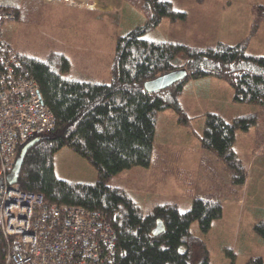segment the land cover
Here are the masks:
<instances>
[{"label":"trees","instance_id":"16d2710c","mask_svg":"<svg viewBox=\"0 0 264 264\" xmlns=\"http://www.w3.org/2000/svg\"><path fill=\"white\" fill-rule=\"evenodd\" d=\"M41 1L0 0V8L12 9L15 19L20 20L21 15H31L29 6H40ZM129 1L139 8L144 21L116 37L107 81L69 75L71 63L61 51H50L40 59L16 52L2 39L3 47L11 48L17 58L15 73L37 83L44 104L55 118L54 127L38 136L26 151L17 184L24 192L41 194L47 204L99 211L116 234L113 264H193L192 245L198 238L190 232L191 223L197 221L200 233L206 234L222 215V198L200 193L201 176L198 195L187 210L157 204L146 214L127 191L108 181L116 172L149 167L157 113L172 109L182 114L178 95L185 81L212 76L228 82L237 103L255 105L254 113L238 115L231 121L207 112L200 137L203 149L210 153L204 160L212 165L220 161L227 170L221 176L212 166L208 170L212 179L207 182L212 187L218 181H226L234 190L240 187L245 169L233 144L238 128L247 130L251 124L264 122V55L248 54L244 41L200 48L145 38L161 19H184L185 13L174 9L171 0ZM260 12L264 19L263 6ZM179 68L188 73L182 80L154 92L145 90L146 80ZM26 142L17 145L16 157ZM62 147H69L95 168L94 182H72L56 176L53 156ZM157 219L163 221L165 229L152 235ZM254 229L264 239V221L256 222ZM8 243L0 232V264L4 263ZM201 246L205 248L202 241ZM207 252L204 249V259L197 264H209ZM245 264H264V260L260 255H250Z\"/></svg>","mask_w":264,"mask_h":264},{"label":"rangeland","instance_id":"374dc122","mask_svg":"<svg viewBox=\"0 0 264 264\" xmlns=\"http://www.w3.org/2000/svg\"><path fill=\"white\" fill-rule=\"evenodd\" d=\"M42 1L43 3L30 16L31 20L28 22L13 20L16 24L12 26L13 30L10 37L15 40L19 47L25 49L24 54L28 53L27 55L40 59L45 58L50 51L63 52L71 61V72L77 74L78 79L86 78L85 76L89 75L91 76L89 79L107 81L109 72L103 68V63H108L107 67L110 69L116 37L131 28V25H127L126 21V19H131L126 15H120L119 6L123 2L129 7L133 5V8H135L134 4L129 0H89L94 4L92 11L96 12L95 16L99 15L96 19H98L100 26H97L94 19H80L83 16L80 13L75 14V17L79 18L78 22H76L75 17L74 21H67L69 10L87 9L82 5L74 7L62 2ZM179 3L180 7H185L188 10V18L184 21V24L181 22L173 25L166 21L169 19H166L160 21L157 28L150 29L144 35L150 36L154 40L175 39L195 47L214 45L218 41L225 44L244 41L245 50L248 54L264 55L263 32L254 33L255 28L257 29L259 25L257 15H254V13H258L259 9V17H261L260 6L264 7V0H180ZM135 9L141 13L139 8ZM84 15L87 17V13H84ZM121 17L124 22L126 21V25L122 24ZM6 22L1 25L3 29L8 26ZM91 23L96 24L90 27L94 30H88ZM77 28L81 30L84 28L85 31H88L81 34L68 33V30H77ZM0 38H2L1 34ZM93 45L98 46L103 54L100 60L93 61L94 65L87 62L88 56H86ZM108 53H110L109 61ZM221 82L230 88L231 94L224 96L225 98L221 100L224 101L223 104L217 100H215V103H211L225 113L229 121L237 115L230 116L228 114L229 110L237 109L239 111L243 108L247 110L242 113L238 112V114L240 113L239 116L255 112L256 109L253 108L255 105L237 103L233 99V91L228 82L223 79H221ZM195 100L204 106L209 105V102L204 101L201 97H195ZM168 110H171L173 114L169 119L170 122L164 124L168 116L162 118L158 112L157 127H170L175 130L176 126L183 125L182 120L185 119L183 113L177 114L172 109ZM178 119L182 124L178 122ZM202 120V122L193 121L191 133L194 131L193 129L199 132V126L203 127L204 124V119ZM236 133L238 137H236L237 141L233 144V147L235 152L240 153V155L235 154L240 162H244L245 167L243 168L247 167L244 181L240 187L235 189L236 199L234 201H222L221 218L213 221L207 235L200 233L197 221L191 223L190 232L198 238L196 243L192 245L191 262L193 264H197L204 259V249L208 251L209 264H245L250 255L264 256V248H247L244 246L245 243L242 244L241 241L242 231L247 230L245 208L249 191L253 189L258 198H264V187H261L262 189L259 192V185L255 186L259 178L264 175V172L260 171L264 164V122L260 120L257 125L251 124L247 130L238 128ZM245 134L249 135L244 136ZM154 143L155 141L153 145ZM252 145H254L253 150H248V147ZM53 166L56 176L65 180L86 179L84 181H91L97 175L95 168L69 147H62L54 154ZM214 166L219 175L222 176L223 171L227 174L222 162L217 161ZM188 176V170L185 169L178 170V172L173 170L171 172H157L154 169L148 174L145 167L137 166L116 172L111 177V181H108V184L133 191L134 200L141 206L143 203L144 213L151 211L157 204H173L184 211L190 207L188 204L192 202L194 197L188 196L191 192L188 189V186L191 187L190 177L188 178ZM146 191H148L146 193L148 195H145ZM248 204L250 205L249 201ZM248 211L250 212V210ZM201 241L205 244V248L201 246ZM228 252L233 253L234 257Z\"/></svg>","mask_w":264,"mask_h":264},{"label":"built area","instance_id":"2783aa9c","mask_svg":"<svg viewBox=\"0 0 264 264\" xmlns=\"http://www.w3.org/2000/svg\"><path fill=\"white\" fill-rule=\"evenodd\" d=\"M92 10L89 0H46ZM0 8V27L13 21ZM14 51L0 38V178L11 170L19 143L50 131L55 118L37 83L15 73ZM0 232L9 242L3 264H113L116 234L99 211L68 204H47L17 183L0 186Z\"/></svg>","mask_w":264,"mask_h":264},{"label":"crops","instance_id":"0c3cea01","mask_svg":"<svg viewBox=\"0 0 264 264\" xmlns=\"http://www.w3.org/2000/svg\"><path fill=\"white\" fill-rule=\"evenodd\" d=\"M179 2H180V0H171L173 8L178 10V11H183L185 13V18L184 19L171 20L170 18L165 17V18L161 19V21H163V20L165 21L166 19H169L166 21H168L170 24L175 25V24L181 23V22H183V24H184V21H186L188 18V16H187L188 10H186L185 7H180ZM42 3H43V1H41V4ZM54 3H57V2H54ZM120 5H121V6H119L120 7L119 12L121 10L120 15H122V16L126 15L127 17H129L131 19V20L126 19L127 25H131L130 29L136 27L137 25L141 24L144 21V16L141 13L136 11L137 10V9H135L136 7L133 8V5H132V7H131V5L129 7L128 5L123 4V2ZM37 8H38V6L37 7L29 6L28 9H30V13L28 12V14L32 15L35 12V10L37 11ZM69 13H70V15H69ZM69 13L67 16V21H70V22L74 21L75 20L74 19L75 14L80 13L81 15H83L80 17V19H85V18H91L92 20L94 19L97 26H100L98 19H96V17H99V15L95 16V14H96L95 11L87 10V9H71V10H69ZM84 13H87V17L84 15ZM31 15H28V17H27V15L24 17L21 15V19L17 20V22L18 21L19 22H28L29 20H31L30 19ZM254 15H257L256 18L259 21V25L257 26V29L255 28L254 33L255 32L256 33L263 32V35H264V19L259 17L260 16L259 9H258V13L255 12ZM78 19L79 18H76V22H78ZM121 20H122V24L126 25V21L124 22L122 17H121ZM6 23L8 24V26L5 27L4 29L2 26L0 29V34L2 36L3 41L5 43H7L9 46H11L16 52L24 53L23 51H25V49H23L21 46L19 47V45L16 44L15 40L10 37V33L13 30L12 26L16 23L13 21H7ZM112 23L115 25L114 21ZM159 23L155 26L156 28L159 25ZM96 24L91 23L88 30L93 29L90 27H93ZM74 30H75V32H74ZM74 30L70 29V30H68V33H71V34L80 33L81 34V33H87V31H88V30L85 31L84 28H82V30L80 28H77V30L76 29H74ZM144 37L148 38V39H152V37H150V36L148 37V36L144 35ZM164 41L181 43V44L187 45L185 42L175 40V39H170V40L168 39V40H164ZM218 42H220V41H218ZM236 43H239V42H236ZM236 43L227 44V45H234ZM214 45H208L205 47L214 46ZM263 45H264V42H263ZM205 47H200V48H205ZM25 54H28V53H25ZM109 54L110 53H108V61H109ZM253 55H257V54H253ZM86 56H88L87 62L94 65L93 61L100 60L103 57V54H102L101 49H99L98 46L93 45L91 47L89 53ZM81 59H83V58H81ZM70 63H71V61H70ZM107 64L108 63H103V68L109 72V68L107 67L108 66ZM70 74H72L71 76H73L75 78H79V76L77 74L72 73L71 70H69V75ZM85 77L86 78H80V79L87 80L91 76L87 75ZM228 94L229 95L231 94L230 88L227 87L223 82H221V79H218L216 77L208 76V77H203V78H199V79H192V78L187 79L183 85L181 93L178 95V100H179L181 108H182L183 117L185 118L184 120H182L183 125L176 126L175 130H173L170 127H164V128H163V126L157 127V125H156L155 139H154L155 143L153 145L151 162H150L149 167H145L146 172H148V174H150L151 170H154V169L157 172H165V171L171 172L172 170L178 172V170H181V169L182 170L183 169L188 170V173H189L188 178L190 177L189 182H191V187L188 186V189L191 190V192L188 194L189 197L190 196L195 197L198 195V191H199L198 181L200 180L199 175L201 173H203L204 176L202 174L201 186H200V188H201L200 193L201 194L209 195V197H216V198L221 197L222 201H226V202L234 201L236 199V198H234L235 190L233 188H228L226 181L223 184H221L218 181V184L215 187H212L211 184L209 182H207L208 179L209 180L212 179V178L208 177V170H209V168L212 169V166H214V165H212L211 163L209 164L207 161L204 160L205 154L207 152L209 153V151H207V150L205 151V149H203L201 142H200V137H201L203 127L200 125L199 126V132L197 130L193 129L194 131H192V133H191V127H192L193 121L194 122L195 121L196 122H202L203 121L202 119H205V114L207 112L217 113V114L221 115L225 120L229 121L226 118L225 113L221 112L218 109V107H214V104H212V103L216 102L215 100L221 101L223 98H225L224 96H226ZM195 97H198V98L201 97L204 101H208L209 105L204 106L199 101L197 102L195 100ZM220 103L223 104L224 101H221ZM191 111H193V112H191ZM246 111L247 110H245L244 108L239 109V111H237V109H233L231 111L229 110L228 114L230 116L237 114L236 116H238L240 113L246 112ZM160 112H159V114L161 115L162 118H166V116H168L165 119L164 124L169 123L170 122L169 119L172 117L171 115H173L171 110L167 109V110H163ZM238 112H240V113L238 114ZM236 116H234V118ZM175 120H176V117H175ZM178 122L180 124H182L179 119H178ZM175 123H177V122H175ZM184 127H186V128H184ZM177 131H179V132H177ZM247 135H249V134H245L244 136H247ZM236 137H238L237 133H236ZM236 141H237V138L235 139V142ZM254 145H252L251 147H248V150H253L252 147ZM233 150L235 152L234 147H233ZM235 153L240 155L239 152L238 153L235 152ZM241 164L243 167H245L243 161L241 162ZM135 167H137V166H135ZM246 168H245V170H247ZM260 171L264 172V164H263V168ZM263 177H264V175H262V177L259 178V181L255 184V186L259 185V187H258L259 192L262 189L261 187H264V178ZM96 178H97V175L95 176V178L93 177L91 179V181H84L86 179H80V180H76V181H72L69 179H66V180L72 181V182H88V183H91V182H94L96 180ZM197 178H198V180H197ZM109 180L111 181V178ZM192 180H193V184H192ZM111 186H113V185H111ZM125 191H127L132 196V198L134 199L133 191L132 192L128 191V190H125ZM147 192L148 191L145 192V195H148V194H146ZM259 192H258V194H259ZM228 196H230L231 198H229ZM222 201H221V203H222ZM248 201L250 202V205L248 204ZM136 203H138V202H136ZM190 203L188 204V206H190ZM140 207L142 208L143 212H145L143 209V203H142V206L140 205ZM247 208H249V209H247ZM248 210H250V212ZM245 211H246V216H247V221H246L247 222L246 223L247 224L246 225L247 230L242 231V234H241L242 244L245 243L244 246H246L247 248H256V247L257 248H259V247L264 248V239L261 236H259L258 234H256V232L253 228L254 225L256 224V222L264 221V198H262V197L258 198L255 195V190L253 191V189H251L249 191V196L246 200ZM248 216H251V217H248ZM220 218H218V219H220ZM207 234H208V232L205 235H207ZM260 256H262V255H260ZM262 257L264 260V256H262Z\"/></svg>","mask_w":264,"mask_h":264},{"label":"water","instance_id":"95a60500","mask_svg":"<svg viewBox=\"0 0 264 264\" xmlns=\"http://www.w3.org/2000/svg\"><path fill=\"white\" fill-rule=\"evenodd\" d=\"M187 70L185 68H179L176 70H172L169 72L162 73L150 80H146L144 82V88L148 92H154L156 90L164 89L169 87L170 85L176 83L177 81L182 80L187 76ZM39 137H35L29 141H27L21 148L18 156L16 157L14 164L6 175L5 178H0V186L4 184H14L17 183L18 174L25 156L26 151L30 146H32ZM165 229V225L161 219H157L155 227L152 229V235H158L159 233L163 232Z\"/></svg>","mask_w":264,"mask_h":264}]
</instances>
